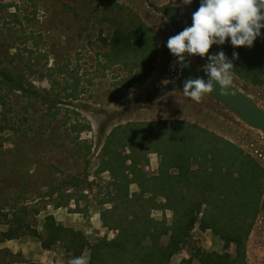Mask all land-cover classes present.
Returning a JSON list of instances; mask_svg holds the SVG:
<instances>
[{"label":"rangeland","instance_id":"374dc122","mask_svg":"<svg viewBox=\"0 0 264 264\" xmlns=\"http://www.w3.org/2000/svg\"><path fill=\"white\" fill-rule=\"evenodd\" d=\"M166 1L178 6L181 23L190 26L195 0L189 5L182 0H0V264H67L76 257L61 242L44 249L32 233L44 236L48 216L91 244L101 237L114 238L117 230L106 224L130 219L132 210L119 206L115 213L107 212L121 199L113 197L114 176L103 166L134 162L136 170L156 176L162 142L186 139L180 138L184 133L176 121L214 132L251 158L247 183L256 209L241 263L264 264V134L208 96L197 103L183 90L150 94L180 72L177 58L166 47L176 33L151 8ZM136 22L157 37L151 64L148 55L145 60L135 51L118 53L108 44L114 32L133 30ZM193 62L199 69L207 56L193 55ZM233 83L264 109V84H243L235 78ZM165 120L176 127H165ZM116 126V138L110 140ZM203 136L191 142L192 149L210 144L211 136ZM168 158L166 151L163 159ZM170 162L165 163L169 173L175 170ZM125 173L128 179H140V171ZM189 178L185 172L180 181ZM196 191L183 183L176 192ZM129 192H139L135 183L129 184ZM150 212L154 219L168 220L173 214L162 208ZM15 215L23 225L9 239L6 230L18 226ZM190 252H227L234 257L235 245L209 229L195 228L187 247L168 264H179ZM191 264H201L199 256Z\"/></svg>","mask_w":264,"mask_h":264},{"label":"trees","instance_id":"16d2710c","mask_svg":"<svg viewBox=\"0 0 264 264\" xmlns=\"http://www.w3.org/2000/svg\"><path fill=\"white\" fill-rule=\"evenodd\" d=\"M194 3L197 10L200 2L195 0ZM111 43L118 53L136 50L142 54L148 53L149 49H156L158 40L151 28L136 22L133 30L126 33L115 32ZM220 50H223L229 59L232 58L233 52L238 53V58L233 61L236 81L252 85L264 84V28L252 47H233L230 39H226L223 45H212L210 48L212 54ZM172 124L175 123L169 120L163 122L167 128H171ZM176 124L184 133L180 138L186 139L182 143L176 142L177 144L168 146L169 158H162L156 176L136 170L134 162L130 166L122 163L103 166L102 170L111 171L114 176L113 197L121 199L120 202L115 200L113 205L106 209L107 212L115 213L119 206L132 210L129 213L130 219L125 217L115 225L106 224L109 229L117 230L114 238L101 237L91 244L81 233L60 226L52 216H48L44 224V236L36 230L32 232L40 239L41 246L50 249L61 242L66 250L76 257L88 250L91 256L90 264H168L174 255L187 247L191 231L199 228L211 230L228 245L233 243L234 257L227 252H190L189 257L182 258L179 264H191L198 256L201 264H242L241 248L256 209V197L247 183V164L252 160L237 144L227 139L193 124ZM194 128L196 134L191 135ZM202 133L211 136L210 144H207L206 148L192 149L190 144L194 139L198 136L201 140L206 138ZM194 151L197 154H194ZM188 153L190 155H187ZM167 161H172L169 166L175 168L170 173L166 169ZM194 163L195 167L192 166ZM209 167L211 169H208ZM230 167L234 169L231 170ZM126 170L132 174L140 171V179H128ZM185 172H188L190 178L183 183L195 187L196 193L182 195L176 192L183 184L181 175ZM130 183H135L139 192H129ZM145 193L150 195L145 196ZM158 208L171 210V218H152L150 211ZM123 220L132 223L122 224ZM14 221L18 226H10L6 230L9 239L14 238L15 229L23 225L22 219L17 215Z\"/></svg>","mask_w":264,"mask_h":264},{"label":"clouds","instance_id":"9594fccd","mask_svg":"<svg viewBox=\"0 0 264 264\" xmlns=\"http://www.w3.org/2000/svg\"><path fill=\"white\" fill-rule=\"evenodd\" d=\"M189 5L192 0H182ZM264 28V0H200L199 7L192 13L191 25L172 35L166 42L169 52L177 58L181 67H186V55L207 56L203 70L207 75L183 81V93L199 103L203 96L212 93L219 85L220 95L230 94L233 85V61L238 53L229 59L223 50L208 55L212 45H223L230 39L233 47H252ZM90 253L73 257L67 264H90Z\"/></svg>","mask_w":264,"mask_h":264},{"label":"water","instance_id":"95a60500","mask_svg":"<svg viewBox=\"0 0 264 264\" xmlns=\"http://www.w3.org/2000/svg\"><path fill=\"white\" fill-rule=\"evenodd\" d=\"M151 8L168 21L170 28L176 34L185 27L179 20V8L174 5L172 1L159 5L152 4ZM185 55L187 66H180V72L174 80L164 83L160 87L154 89L150 94L165 95L169 92L182 90L183 81L189 78L195 79L197 77H203L205 80L207 79L203 67L199 69L195 68L193 55ZM229 91L230 94L228 95H220L219 85H215L214 91L205 96L219 101L229 108V110H231L243 123L260 130L264 134V109L257 106L252 97L239 89L234 83L230 86Z\"/></svg>","mask_w":264,"mask_h":264},{"label":"crops","instance_id":"0c3cea01","mask_svg":"<svg viewBox=\"0 0 264 264\" xmlns=\"http://www.w3.org/2000/svg\"><path fill=\"white\" fill-rule=\"evenodd\" d=\"M167 2V1H166ZM163 3H165V2H163ZM162 4V3H161ZM180 12V11H179ZM179 20H180V17H179ZM180 23H181V21H180ZM182 24V23H181ZM184 25V24H183ZM185 26V25H184ZM126 32V31H125ZM124 32V33H125ZM115 33V32H114ZM114 33L111 35V37H110V39H112V36L114 35ZM156 36V35H155ZM103 43L104 44H107V39H104L103 38ZM109 43H111V40L108 42V44ZM158 45L159 44H157V47H156V49L158 48ZM111 47H112V44H111ZM156 49H151V51H150V49L148 50V53L147 52H143L142 54H140V52H137L136 50H135V52L138 54H140V55H142V58L143 59H147L146 58V55H148L149 56V58H148V62L151 64V62H153V60L155 59V56H156V53H157V50ZM110 51V50H109ZM147 53V54H146ZM109 56V55H108ZM117 57H119V56H117ZM117 60V59H116ZM111 62H113V63H115V62H117V61H115V60H112ZM176 122H180V121H176ZM173 123V122H172ZM175 123V122H174ZM185 123H187V122H185ZM189 124H191V123H189ZM141 125V124H140ZM139 124H137V126H138V129L140 128V129H142V127L140 126ZM194 125V124H193ZM196 126V125H195ZM171 129H173V128H175L176 127V124H172L171 126ZM197 127H199V126H197ZM117 128V126L109 133V139L110 140H113V139H115L116 138V136H115V133H116V129ZM139 129V130H140ZM195 128L193 129V131L192 132H194L195 134H196V132H195ZM209 133H212V132H209ZM214 133V132H213ZM149 134V133H148ZM148 134H146L145 136H144V139L146 140V138H149V136H148ZM202 134H204L205 135V133H202ZM215 134V133H214ZM216 135V134H215ZM195 140V139H194ZM163 141V140H162ZM172 145V144H174V143H168V140L167 141H164V142H162V144H161V148H159L158 149V151H160L161 152V156H160V162L162 161V158L164 157L163 155H165V152L166 151H168L169 149H168V146L169 145ZM175 144H177L176 142H175ZM156 150V149H155ZM126 159H129L130 160V158H126ZM164 160V159H163ZM126 161V160H125ZM131 161V160H130ZM160 162H159V165H158V168L160 167ZM195 229V228H194ZM193 229V230H194Z\"/></svg>","mask_w":264,"mask_h":264}]
</instances>
